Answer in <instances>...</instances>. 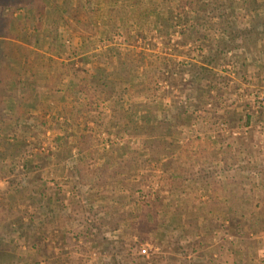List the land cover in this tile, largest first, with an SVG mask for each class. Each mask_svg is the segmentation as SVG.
Wrapping results in <instances>:
<instances>
[{
    "label": "rangeland",
    "instance_id": "374dc122",
    "mask_svg": "<svg viewBox=\"0 0 264 264\" xmlns=\"http://www.w3.org/2000/svg\"><path fill=\"white\" fill-rule=\"evenodd\" d=\"M248 1L241 6L238 0H220L226 4L221 10L195 8L192 19L186 13L193 7L169 0L168 20L158 21L145 38L135 30L126 34L118 21L107 36L86 43L71 39L69 31L53 30L60 40L71 39L63 52L36 50L34 63L31 55L23 63L16 54L10 66L0 64V236L36 255L27 258L29 264H168L161 258L173 255V245L189 252L190 264H264V230L242 239L229 233L235 225L246 229L264 210V35L252 32L248 42L232 43L225 53L223 45L216 47L222 33L242 27L238 9H250ZM0 14L3 39L32 49L54 19L53 13L43 19L26 4L2 7ZM94 25L99 32L107 29ZM145 54L172 65L156 69L153 85L163 100L162 118L176 134L137 120L145 113L138 105L144 92L133 89L123 67L116 66L119 56L133 65ZM194 65L214 69L210 79L201 77V88ZM35 67L51 76L49 87L22 84ZM71 76L83 90L62 98L61 80ZM8 79L21 94L11 97ZM116 105L120 122L111 118ZM146 129L156 132L153 146H172L151 168L139 155ZM119 149L127 157L136 152L134 163L116 158V173L95 171L103 163L109 169ZM81 158L76 177L73 164ZM172 172L180 177L167 179ZM209 202L222 203L214 217L206 210ZM168 211L179 218L174 221ZM164 215L178 225L191 222L186 241L196 239L199 247L190 252L173 230L170 235L178 238L173 245L156 239L153 221ZM18 259L11 260L18 264Z\"/></svg>",
    "mask_w": 264,
    "mask_h": 264
},
{
    "label": "trees",
    "instance_id": "16d2710c",
    "mask_svg": "<svg viewBox=\"0 0 264 264\" xmlns=\"http://www.w3.org/2000/svg\"><path fill=\"white\" fill-rule=\"evenodd\" d=\"M109 1H112V3H110ZM158 1L159 0H0V8L12 7L17 4H26L29 6V9L31 11L36 8L38 9V12H42L43 19L48 18L49 13H53L52 18H54L51 22V31H49L48 33L43 32L42 34H40V36L36 37L37 39L34 40V42L31 43L33 44V49L35 50H33L32 48H26L22 45L18 46L16 43H14V41H7L6 39H3L5 38V34L0 32V64H5L7 67L8 65L10 66V63L14 60L16 54L18 57H21L23 63L27 62L28 56L31 55L33 58L30 59V63H34L36 62L35 58L39 57V53L36 50H40L41 52L50 54L55 51L63 52V49L66 48L65 44L70 45L72 43L71 39L79 40L80 43L96 41L97 39L107 36L109 34V31H114L116 21L119 22V27L121 26L122 30H124L125 32L127 31L126 34H130L133 30H135L136 36L145 38L146 34L148 32H151V30L156 27L158 21L164 23L168 20V18H164V16L166 15L168 10V7H166V5L167 3H169V0H162L163 2ZM176 1L179 2L180 7L185 4H188L190 6V10L193 7L191 12L186 13V17H190L192 19L194 17L193 12L195 11V8L206 10H208L210 7H215L218 10L226 8L225 2H220V0H191V2L188 0ZM238 2L242 6V3H240L241 0H238ZM248 3L250 9H244L243 7H239L238 9L239 12L244 14L240 21L242 27L230 28L229 31H225L224 33H222V36L220 37V40L216 45L217 48H220V46L223 45L224 49H221L223 53L227 51L232 43H240L244 40H247L248 42V40H250V35L252 32L254 33L255 31H257L260 36L264 35V0H250L248 1ZM245 18L247 19V22L245 21ZM0 22L3 21L0 20ZM95 22L107 29L103 30V32L97 31V26L94 25ZM53 30L54 32L55 30H60L61 32L69 31L72 35V38L70 40H60V34L57 37H54L50 34ZM29 32L36 34L34 28H31ZM13 40L16 41L22 39L15 36ZM261 40L264 41L263 39ZM260 43L261 42L259 41L258 44ZM1 45L4 46H2L1 48ZM263 45L264 43L262 44V46ZM25 52H27V56L24 54ZM143 57L144 59L141 64L135 63L132 65V59L130 61V59L125 56H119V59L116 63L117 67H123V72L125 74L124 77L127 80H130L132 88H138L142 91V93L144 92L143 100L138 105L141 110L143 109L145 111V113L139 115L137 117V120L143 122L144 124H147L144 126H149L151 123H155L156 128L163 129L164 133L167 135H169L170 133L176 134L177 132L175 131V129H172L169 121L167 122L164 118H162V112L165 110L163 100L162 97L157 96L156 89L153 85L156 69L159 67L164 68V66L172 67V65H170L169 61L166 60H162V62L160 63L154 55L145 54L143 55ZM126 65H130V67L128 69H125ZM36 68L38 67H35L30 71V74L28 76L29 81H26L22 84L27 85L33 89L36 86L40 85L49 87L47 82L51 79V76L46 75L47 72L39 73ZM192 70L196 72V75L194 76L198 81L197 86L198 88H201V86H205L203 83H201L203 82L201 80V77L210 79L212 77L210 75L212 74L214 69L212 67L209 68L205 66L194 65ZM62 74H64V76L68 75L65 72H62ZM61 77L63 76L60 75L59 78ZM61 82L65 87V95H63L62 98L72 96V92H82L83 90V88L80 86L79 81L76 82L75 79L73 80L72 76L71 78L69 77L68 81L61 80ZM175 83V80H172L171 86H174ZM5 85H8L6 87L8 91H11V97H16L18 93L21 94L22 92L21 90L17 89V83L14 81H9L8 79V83L5 82ZM54 86L50 87L54 89ZM48 95V98H51L53 95H55V93L53 92L52 94ZM24 98L27 99V97ZM154 103L156 105L152 106L151 109L150 106ZM113 110L114 113L112 114L111 118L115 122H120V120L123 119L121 111L118 110L117 105L113 107ZM148 111H151V113ZM180 115H183L185 116V118L189 119V116L186 115L185 112L180 113ZM8 116L11 117L10 115ZM172 116L174 117V115ZM178 117L179 116L177 115L176 118L178 119ZM141 127L142 126H140V131L139 129H137L136 132H141ZM155 137V131L146 129L144 138L147 140L142 143V152L139 153L140 158H142L141 163L144 165L146 164L149 168L153 167L158 162L159 158L165 155L169 151L170 147H172L170 146V144L163 142H158L156 146H153L154 142H152V139ZM131 154L134 155H129L127 157V155H124L122 149H119V152L118 150H115L113 153V165H111L109 169L105 170V167L103 169V166L106 165V163H103L101 168H96L95 171L102 174V176H108L116 173V158H120L119 160H121L124 165L128 166L130 162L134 161L136 152H133ZM82 159L84 158H81L79 160L77 159L76 163L73 164V169L75 171L76 177H79V174L81 172L80 168L83 167ZM166 176L167 179L170 178L171 180H177L180 177V174L172 172L167 174ZM208 177L212 176L207 175L205 179ZM31 196L33 195L31 194ZM207 205L208 206L206 207V210L208 214L214 217L217 215L216 210L222 205V203L209 202L207 203ZM2 211L4 212V214H6L8 210L6 211L5 207H3ZM168 213L172 218H174V221L179 218V214H172L169 211ZM257 215L258 217L254 216L252 218L246 229H241L239 228V226L235 225L236 227L233 226L229 229V233L232 234L235 238L242 239L247 238L246 236H248V233L251 231H263L264 210H262ZM153 225V234H157L156 239L168 245H173V242H178V238L175 237V234L183 237L182 239L186 241L185 233L188 228L193 227L191 222H186L183 225L175 224V222H173L172 220L170 221V218L167 217V215H164L159 220L155 219L153 221ZM171 230L176 232L172 236L170 235ZM67 241H69V246L73 248L74 244L71 242V240L67 238ZM185 244L186 248H190V252L195 250L200 245L196 241V239L187 240ZM172 247V254H178L180 258L175 260L173 259L172 255L170 257H162L161 260H168V264H190L192 262L187 260L186 257L188 256L189 252L184 251L183 246L173 245ZM15 255L17 258H20L21 256V259H18V264H29L27 258L36 256L31 252L22 253L21 250H17L12 247L11 242L7 236H0V264H14L11 259Z\"/></svg>",
    "mask_w": 264,
    "mask_h": 264
},
{
    "label": "built area",
    "instance_id": "2783aa9c",
    "mask_svg": "<svg viewBox=\"0 0 264 264\" xmlns=\"http://www.w3.org/2000/svg\"><path fill=\"white\" fill-rule=\"evenodd\" d=\"M141 253L142 254H145L146 253V250L145 249H142Z\"/></svg>",
    "mask_w": 264,
    "mask_h": 264
}]
</instances>
